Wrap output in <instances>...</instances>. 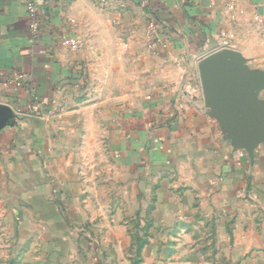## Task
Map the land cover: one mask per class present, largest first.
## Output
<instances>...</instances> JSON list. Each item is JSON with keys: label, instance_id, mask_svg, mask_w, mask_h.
Segmentation results:
<instances>
[{"label": "crops", "instance_id": "obj_1", "mask_svg": "<svg viewBox=\"0 0 264 264\" xmlns=\"http://www.w3.org/2000/svg\"><path fill=\"white\" fill-rule=\"evenodd\" d=\"M232 2L233 7L230 0H0V102L22 118L1 133L0 161L43 155L52 137L46 107L76 104L81 90L100 91L104 98L103 81L124 76L107 97L120 107L111 118L108 149L129 188L144 185L150 174L200 145L218 150L232 169L263 170L264 140L253 156L235 145L201 83L200 61L222 48L264 72L256 19L264 16V0ZM29 3L37 7L36 30ZM150 21L156 31L148 35ZM68 35L82 37L83 46L67 50L61 39ZM254 97L264 103V88Z\"/></svg>", "mask_w": 264, "mask_h": 264}, {"label": "rangeland", "instance_id": "obj_2", "mask_svg": "<svg viewBox=\"0 0 264 264\" xmlns=\"http://www.w3.org/2000/svg\"><path fill=\"white\" fill-rule=\"evenodd\" d=\"M118 77L46 107L43 155L0 161V264H264V168L198 145L128 187L108 149Z\"/></svg>", "mask_w": 264, "mask_h": 264}, {"label": "water", "instance_id": "obj_3", "mask_svg": "<svg viewBox=\"0 0 264 264\" xmlns=\"http://www.w3.org/2000/svg\"><path fill=\"white\" fill-rule=\"evenodd\" d=\"M199 69L208 106L228 124L233 143L253 156L256 143L264 140V103L254 97L264 88V72L251 70L246 59L231 48L204 57ZM21 119L10 105L0 102V135Z\"/></svg>", "mask_w": 264, "mask_h": 264}, {"label": "built area", "instance_id": "obj_4", "mask_svg": "<svg viewBox=\"0 0 264 264\" xmlns=\"http://www.w3.org/2000/svg\"><path fill=\"white\" fill-rule=\"evenodd\" d=\"M143 4H149L150 0H141ZM230 6L233 7V2L230 0ZM28 17L30 20V26L33 30H36L38 26V15H37V7L34 3H29L27 6ZM257 21L259 23V30L261 38L264 42V16H257ZM156 31V23L154 21H150L148 25V33H153ZM84 42L82 37L76 35H68L61 39V45L65 47L69 51H77L83 46ZM24 75H20L17 80H22Z\"/></svg>", "mask_w": 264, "mask_h": 264}]
</instances>
